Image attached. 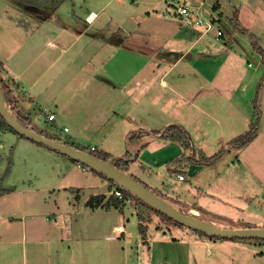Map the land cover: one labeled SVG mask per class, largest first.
<instances>
[{
    "label": "crops",
    "instance_id": "0c3cea01",
    "mask_svg": "<svg viewBox=\"0 0 264 264\" xmlns=\"http://www.w3.org/2000/svg\"><path fill=\"white\" fill-rule=\"evenodd\" d=\"M13 1L0 0V59L5 68L2 74L3 77L18 82L20 90L31 100L24 103L27 110L31 112L30 117L33 122L30 127L37 130L43 129L48 119L46 115V109H48L50 113L55 114V118L51 121L57 125L61 135L66 136L65 138L77 144L103 149L115 156L130 152L135 161L133 160L127 172L138 177L150 189L159 190L166 197H170L173 201L170 202L171 205L178 206L181 211L199 215L204 221L219 228L239 227V225L229 224L236 223L234 221L238 219L253 223V227H264L263 70V81L258 92L259 97L263 98L259 103V128L256 136L242 147H234L230 144L233 138L249 128L250 122L256 117L254 114L251 118L248 114L249 100L244 99L245 97L219 98L221 102H225L229 113L225 112V106L214 105L212 101V127L216 128L209 137V139L212 138L210 145L217 150L224 148L225 152L216 162L209 165L202 166L189 160L169 164L168 174H174L175 181L177 178L179 181L188 180L189 182L184 190L175 191L176 188L171 181H167L166 177L153 179L148 176L149 180L144 177V174L164 175L157 170L159 167L156 158L150 156L145 159L138 166L140 167L139 172L131 168L139 161L140 155L137 151H140L143 140L141 135L133 139L134 142L130 145V136L133 131L141 130L138 129L139 124H141L140 128L143 125L141 115L137 116L133 113L134 110H131L136 103L123 105L122 103L126 104L129 97L126 95L122 97L121 92L126 91L132 81L135 82L137 75L140 78L145 77V80L149 79L148 84L151 88L154 73L155 75L162 74L157 83L160 84L161 90H166L170 86L166 78L169 70L181 63L183 59L191 62L195 55L193 46L207 33L203 32V29H188L177 18L180 29L187 28L186 32L197 37L193 38V36L190 43L182 42L181 48L178 43H176L177 47L171 46L172 48L168 51L174 54V62L163 73L159 71L160 69L153 72L154 61L159 60L162 63L164 59H167L163 56L160 59L157 57L163 51L162 47L153 45L152 37L154 38L157 32L149 28L143 34L139 27L143 20L160 22L166 19V16L161 14L164 4L160 0L146 1L149 6L144 10L145 15L138 25L135 20L128 19L129 17L122 18L121 22L115 15H104L102 13L104 7L111 0H94L93 2L80 0L77 3L64 0L55 11L44 12V15L36 14L35 12H40V9L31 4L30 10L36 17L32 13H27L26 16L29 17L26 18L32 17L36 21L31 25H28L26 21L20 24L19 20L22 19L20 15L9 9ZM238 12L231 21L234 27H238L237 21L240 14ZM159 18L162 19L159 20ZM161 33L165 35V32ZM237 33L238 31L235 32L236 36H238ZM243 33L249 38L250 42H247L252 48L249 34L253 32L247 30ZM176 35L179 38L182 37L178 31L174 37H177ZM222 37H225V32ZM137 38H145L144 44L140 42L142 40L138 42ZM228 38L224 44L226 46L230 44L233 50L238 51L233 47L231 36ZM215 39L218 40L216 37ZM215 44L217 43L213 41L212 46L214 47ZM253 51L255 52L254 48ZM259 56L256 68L262 67L263 69L262 55L259 54ZM214 61L222 62L223 60L214 58ZM248 65L252 67L253 63L248 62ZM217 67L218 64H216ZM242 90H245L244 86ZM230 95L233 96V92H230ZM146 98L148 101L145 100V106L155 105L159 110L166 109L165 98L164 103H162L163 97ZM178 99L180 103L178 105L183 111L198 101L193 97H178ZM42 110L44 113L41 112ZM159 115L153 117L152 123L160 121L162 115ZM178 124L187 128L185 122ZM65 127L68 130H65ZM144 130L151 129L144 126ZM152 130L159 131L158 128ZM0 133L8 134L16 139L21 138L20 142L28 144L36 153L44 157L42 166H44L46 176L39 181L40 184L37 183L38 186L24 183L26 185L20 190L25 194H35L29 198H32L33 203L38 205L34 207L23 205L22 212L0 215V221L7 220L9 224L20 223L22 238L25 235L28 238L29 233L32 232L33 238L37 237L43 240L40 242H43L44 246H49L48 243L51 244L53 239L61 237L63 243L65 242V247L72 252L71 264L77 261L76 251H79L74 248L75 243L81 247L96 245L97 249L104 247L105 242L108 243V249H117L124 254L125 264L128 262L130 264L131 261L132 264H143L140 249H142V243L147 241V255H150L147 259L150 261L148 264H191L190 259L195 260L194 256L175 253L169 246L172 242L184 243L189 239L188 241L193 244H205L204 257L211 258V243L218 239L199 235L187 226L177 228L182 236H168L167 232L171 234V231L158 229L156 232L159 234L147 233L145 237L140 233L138 237L130 239V232L135 231V225L139 232L140 229L138 216L132 208L127 207L126 202L123 210L116 207L106 208L102 205L93 207L87 204L92 195L105 194L108 198L117 187L116 184H112L108 178L98 175L90 168L83 167L75 159L40 145L27 137H22L18 133L8 129L0 130ZM98 135H102V138ZM149 139L154 140L155 143H165L168 149L176 152L173 154L175 156L165 158L167 163L182 156L191 155L194 159H200L203 155L212 154L204 151V154L197 156L195 149H186L179 142L154 132ZM170 141L177 142L181 148L172 145ZM193 141L195 144L194 139ZM141 173H144L143 176ZM177 173H183L186 179L180 180ZM10 189L12 188L9 187V191ZM189 194L192 199L189 198ZM219 198L222 204L216 206L215 201L219 202ZM30 216L39 218L42 224L36 223L35 227L28 226ZM131 216L134 217L131 218ZM6 227L8 228V225ZM148 229L149 227L146 231ZM61 232L68 233L69 236L63 237ZM113 242H119L117 244L119 249ZM110 243L113 244L112 247ZM132 245H137L133 253L130 252ZM40 252L43 253L40 254L39 262H44L52 254L49 248L45 250L42 248ZM98 253L100 255L97 258L91 259L89 253L85 252L84 258L81 256V261L83 259L82 262L86 264H106L111 261L112 257L105 253V248ZM134 254L136 258L133 257ZM261 254H264V250ZM36 257L39 258V256ZM34 260L36 262V259Z\"/></svg>",
    "mask_w": 264,
    "mask_h": 264
},
{
    "label": "rangeland",
    "instance_id": "374dc122",
    "mask_svg": "<svg viewBox=\"0 0 264 264\" xmlns=\"http://www.w3.org/2000/svg\"><path fill=\"white\" fill-rule=\"evenodd\" d=\"M71 1L77 3L80 0ZM93 1L94 0H90V2ZM146 1L147 0H111L109 4L104 7L102 13L104 15H115L121 22L123 21L122 18L129 17L128 19H131L132 21L135 20L136 24L138 25V22L142 21L141 18L145 15L144 10L148 8L147 6H149ZM214 1L215 0H207L206 5L209 6V4H211L213 6ZM30 2L27 4L24 0H14L11 8H9L20 15L22 18V24L24 21H26L28 25H31L36 21L33 20L32 17L26 18L29 17L26 16L27 13H32L30 10ZM220 3L221 6L217 10H214L213 13L218 18H221V28H223V31L225 32V37H220L218 40H216L214 37L216 33L215 30L204 34L202 38H200V40H198V42L193 46V50L195 52L193 60L189 62L187 61L188 59H183L181 63L175 65L169 70L166 78L169 80L170 86L167 87L166 90H161L159 86L160 84L157 83L159 77L162 74L155 75L154 73L151 81V88L150 84H148L150 82L149 79L145 80V77L142 76V78H140L137 75L135 82L132 81L131 85L127 86V90L121 92L122 97H125V95L126 97H129L125 102L126 104L122 103L123 105L128 106L134 105L136 103L135 107L131 108V110H134L133 113L137 114V116L141 115V122L143 125V127L140 128L141 124H139L138 129L141 130L133 131L130 136V145L134 142L132 138L134 133H139V136L142 135L143 140L142 144L140 145V151H137V153L140 155V162L138 161L137 163H134L131 168H134L139 172L140 167L138 166H140L145 161V159L150 156L156 158L157 166L159 167L157 170L164 175L153 174L150 176L144 173H141V175L143 176L144 174V177H146L148 180L149 177L153 179L158 177H166L167 181H171V183L174 185V188H176L175 191L184 190L189 182L188 180L184 182L179 181L177 178L175 181L174 174H168L169 163L165 161L167 160L165 158L176 154V152L168 149L165 143H155L154 140L150 141L149 136L154 132L152 129L158 128V130H164L168 125L174 124L175 122H185L188 128L186 129L191 133V136H193L192 139H194L196 142L194 144L196 155L201 156L204 154V151L208 154H213L218 150L214 149L212 145H210V142L212 143V138L209 139V137L212 136V131H215L216 128L212 127V101L214 105L225 106V112L229 113V109L225 105V102H221L219 98L245 97L244 99L249 100L247 109L248 114L252 118V116L255 114L256 108L259 107V103L263 98L259 97L258 92L261 82L264 80H262L264 68H256L260 56L256 51H253V47L251 48L250 44L247 42H250V40H248L249 38L245 36V33L243 32L250 30L255 33L259 38L260 45L264 47V0H220ZM114 6H116V10H114ZM72 8L76 9L73 6ZM237 12L240 13L239 20L237 21L238 27H234L231 21H233L232 19ZM35 13L41 14L39 11H36ZM161 14L166 16L162 12ZM32 15L34 16L33 13ZM160 15L159 17H163ZM160 19L162 18H159V20ZM166 19H162L160 22H156L154 20L151 22H146V20H143L141 22V26L139 27V30L143 34H145V30H149V28L157 32L158 36L154 35V38L152 37L153 45L159 48L162 47L161 49L163 50L162 54H158L157 57L160 59L163 56L167 59H164L162 63L159 60L154 61L153 72H156L158 69H160L159 71H162L163 73L164 70H166V68L174 62V54L168 51L169 48H172L171 46L174 45L177 47L176 43H178L179 48H181L182 42L190 43L192 42L191 38L194 36L189 32H186L187 28L180 29L179 21L175 16H166ZM97 24H99V22ZM123 26L124 25H122V27ZM241 28L243 31L239 30ZM188 29L191 28L188 27ZM176 31L182 35L181 38H179L177 35V37H174ZM237 31L238 36L235 34ZM161 32H165V35ZM146 35H148V33ZM228 36H231L233 40V47L238 51L233 50L230 44L227 46L224 44L225 40L229 39ZM196 37L197 36H194L193 38ZM136 40L138 42L142 40L140 42L144 44L145 38H137ZM213 41L217 43L214 47L212 46ZM171 51H173V49H171ZM214 58L223 61L215 62ZM248 62L253 63V66L250 67ZM216 64H218L217 68ZM10 82L12 83L13 80H10ZM242 86L245 87V90H242ZM175 89L177 91H175ZM230 92H233L234 95L231 96ZM122 97L120 99L121 102L123 101ZM146 97H163L162 103H164L165 98L166 109L159 110L155 105L152 107L145 106V100L148 101ZM178 97H193L194 100L198 101L195 102V105H191L187 107L186 111H183L178 105L180 104ZM255 103H257V105ZM181 112H183V114ZM159 113L162 116L159 115ZM155 115L161 116V119L157 123H152L153 117ZM184 118L186 120L183 121ZM47 126L48 125L46 121L43 127L45 128ZM144 126L148 129H151L152 131L144 130ZM48 131H52L51 128H49ZM57 133L61 135L59 129L57 130ZM61 136L63 138L66 137L63 134ZM98 137L102 138V135H98ZM20 141L21 138L16 139L9 136L8 134L0 133V186L8 188V190L9 187L12 188L10 191H8L9 193L6 192L0 197V215H8V213L13 214V212L21 211L23 209V205H28L29 207L38 205L33 203L32 198H29L35 194H25L24 192H20V190H22L24 188L23 186L26 184H36V186H38L37 183L42 181L46 176L44 166H42V160L44 157L36 153V151L28 144H24ZM115 142L117 144L116 140ZM170 143H172L174 146L177 145L180 147V144L177 142L174 143L170 141ZM146 144L148 145L145 146ZM156 195H158L161 200L168 204L173 202L170 197H166V195L160 193V191L159 194L156 193ZM188 196L190 199H192L190 194ZM218 200L219 202L215 201L217 204L216 206H220L222 204L220 198ZM126 203V205H128L127 207L132 208V210L136 213L138 220H140L139 215H142V222L146 224L147 228L149 227L150 231L149 229L146 231L144 234L145 237L147 233L155 235L158 233L156 232L158 229H167V231H171V234L167 232L168 236H182V233L177 228H183L185 226H176L172 219H165L151 208L141 207L137 203L136 199L132 196L126 200ZM174 206L180 210L178 206ZM133 217L134 216H131V218ZM134 221H132V223H134ZM225 221H227V219H225ZM234 222L236 223L229 224L239 225V227L254 226L252 225L253 223L240 221L239 219ZM36 223L42 224V220H39L37 217L30 216L28 226L31 225L32 227H35ZM222 224L225 225L224 223ZM6 225H8V228ZM134 229L135 231L132 230L130 232V239H133L136 236L138 237V234L141 233L136 229V225ZM31 233H29L28 238H26V235L22 238L20 223L15 222L13 224H9L7 220L0 221V264H71L72 252H70L69 249L65 247V242L63 243L61 237L53 239L51 244L48 243L49 246H44L43 242H40L43 240H39L37 237L33 238ZM61 234H63V237L68 235V233L65 234L63 232H61ZM215 238L218 239V242L212 241L211 243V258L204 257L206 249L205 244H193V242L188 241L189 239L185 240L186 242L184 243L172 242L169 244V246L174 250L175 253L178 252V254H189L194 256L195 260L190 259L191 264H264V254L259 253L264 250V242H258L254 238H236V240L216 236ZM135 242L133 244H135ZM113 243L115 247L118 248L117 244H119V242ZM143 243L141 245L142 249H140V258H142L143 264H148L150 262L147 260L150 257V255H147L148 242L146 241ZM112 245L113 244L110 243V247H112ZM42 248L44 250L47 248L51 249L52 254L50 257L45 259L44 262H39L38 260L40 259V254L42 255L43 253L40 252L42 251ZM74 248L79 250L76 251L77 261H74L75 264H86L85 262H82L83 259L81 261V256L84 258L85 252L89 253L91 259H95L98 257V255H100L98 251H102L104 248L105 253L112 257V259H110L111 261L106 264H125L124 254L117 249H108V243L105 242L104 247H99L97 248L98 250L96 249V245L81 247L76 243ZM136 248L137 245H132L130 252L133 253ZM166 248L168 250V247ZM36 256H39V258ZM199 256L201 257L198 258ZM133 257L136 258L137 256L134 254ZM34 259H36V262H34ZM131 262L130 264H132Z\"/></svg>",
    "mask_w": 264,
    "mask_h": 264
},
{
    "label": "trees",
    "instance_id": "16d2710c",
    "mask_svg": "<svg viewBox=\"0 0 264 264\" xmlns=\"http://www.w3.org/2000/svg\"><path fill=\"white\" fill-rule=\"evenodd\" d=\"M24 1L27 4H29L28 2H30V0H24ZM63 1L64 0H31L30 3L33 4L34 6L39 7L40 13H41L40 15H44V12L52 13L53 11H55ZM219 7H220V0H215L213 3V8L215 10H217ZM19 23L22 24V21L19 20ZM249 36L251 39L252 47L254 48L255 51H257L259 54L262 55V60L264 62V47L262 45H260L259 38L253 33L249 34ZM4 70H5L4 64H3L2 60L0 59V88L2 89L3 94H4V100H5L6 106L13 112V114L16 116V118L21 123L30 127V124H32V122H33L31 117H30L31 112H29L27 110V106H25L24 103L31 101V100H29L25 96V93L20 90L21 88H20V85L18 82L13 81L11 83L9 79H6L5 77H3L2 73ZM255 104L257 105V103H255ZM259 110H260L259 107H257L255 110V116L256 117L250 122L249 128L245 132L239 134L238 136H236L235 138H233L230 141V144L232 146L242 147L245 144H247L248 142H250L256 136V134L258 132V128H259ZM41 112H43V110ZM47 125H48L47 127L40 129V130H37L35 128H33V129L44 134L45 136H47L51 139H54L57 141H62L68 145H71V146H74L76 148L88 151V152H90V153H92V154H94V155H96L102 159L110 160V162L113 165H115L119 169L126 171V172L130 168V166L134 160L133 155H131L130 152H126L125 154H123L121 156H115L112 153L107 152L103 149H96V148L93 149L90 146L77 144L75 141H73L69 138H63L59 133H57V130H58L57 125L55 123H53L49 118L47 119ZM49 128H51L52 131H48ZM3 129H8L10 131L17 133V131L0 114V130H3ZM154 133L160 134L161 136H163L165 138L177 141L180 144H182L184 146V148H186V149L194 150V141L192 139V136L190 135L188 130H186L183 126H181L179 124H176V123L170 124L164 130L154 131ZM139 135H140L139 133H134L132 135V138L136 139L139 137ZM20 136H22V135H20ZM22 137H25V136H22ZM224 152H225V149L221 148L217 152H215L209 156L203 155L202 158H200V159H194L191 155L182 156V157H179L176 159H172L169 164L179 163V162H182L184 160H187V161L189 160V161H192L194 163H198V165H202V166L203 165H209V164H213L214 162H216L224 154ZM81 165L83 167H88L84 163H81ZM89 168L91 170H93L95 173L100 174L98 171L92 169L91 167H89ZM175 171H176V169H175ZM132 176L134 178H136L138 181L142 182L138 177H136L134 175H132ZM110 182H112V184L116 183L112 180H110ZM116 185H117L116 188L120 189L123 192V197H119L113 193L108 198L106 197L105 194H96V195H92L88 199L87 204L90 206H93V207L102 205L106 208L116 207L120 210H123L126 200L132 196L136 199L137 203L141 207L151 208V209L155 210L158 214L163 216L165 219H171L170 217H168L167 215H165L161 211L152 208L150 205H148L146 202H144L143 200L138 198L131 191L126 189L124 186L120 185L119 183H117ZM151 190L154 193L159 194V190H156V191H155V189L154 190L151 189ZM8 191H9L8 188H4V187L0 186V196L4 193L8 192ZM192 215H195V214H192ZM196 216L201 218V216H199V215H196ZM220 218L224 219L223 217H220ZM139 219H140L139 220V222H140L139 223V229H140V232L144 235L146 233L147 226H146V224H144L142 222L143 217L141 214L139 215ZM172 221L176 226H185L184 224L179 223L173 219H172ZM196 232H198L202 236H209V235H207L203 232H200V231H196ZM212 238H215V236H212ZM234 239H236V238H234ZM254 239H256L258 242H261V243L264 242V239H260V238H254ZM259 253H262V251Z\"/></svg>",
    "mask_w": 264,
    "mask_h": 264
},
{
    "label": "water",
    "instance_id": "95a60500",
    "mask_svg": "<svg viewBox=\"0 0 264 264\" xmlns=\"http://www.w3.org/2000/svg\"><path fill=\"white\" fill-rule=\"evenodd\" d=\"M0 114L19 133L41 145L60 152L88 167L98 171L101 175L112 180L131 191L138 198L146 202L152 208L161 211L171 219L184 224L192 230L203 232L209 236L221 238H260L264 239V227H236L219 228L214 224L204 221L202 218L178 210L171 204L161 200L150 188L138 181L132 174L123 171L113 165L110 160L102 159L88 151L68 145L62 141L51 139L34 130L32 127L21 123L13 112L6 106L4 94L0 88Z\"/></svg>",
    "mask_w": 264,
    "mask_h": 264
},
{
    "label": "built area",
    "instance_id": "2783aa9c",
    "mask_svg": "<svg viewBox=\"0 0 264 264\" xmlns=\"http://www.w3.org/2000/svg\"><path fill=\"white\" fill-rule=\"evenodd\" d=\"M164 4L163 13L166 16H175L179 18L183 25L193 29H203V32L209 33L215 30V37L224 36L223 28H221V19L213 13V6L206 5L207 0H160ZM46 115L50 120L55 118L54 113H50L46 109ZM65 130H68L65 127ZM95 148L94 146L92 147ZM180 180H185L183 173H177ZM111 193L123 197V192L115 188Z\"/></svg>",
    "mask_w": 264,
    "mask_h": 264
}]
</instances>
